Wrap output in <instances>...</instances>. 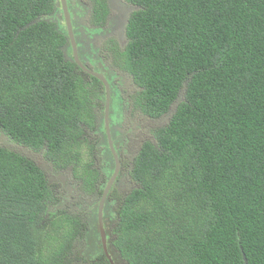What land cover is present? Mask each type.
Here are the masks:
<instances>
[{
  "label": "trees",
  "instance_id": "obj_1",
  "mask_svg": "<svg viewBox=\"0 0 264 264\" xmlns=\"http://www.w3.org/2000/svg\"><path fill=\"white\" fill-rule=\"evenodd\" d=\"M126 1L119 61L144 112L168 120L135 159L115 252L126 264H264V0ZM53 4L0 0V264H73L79 222L48 211L49 178L26 152L79 177L93 158L79 141L86 74L42 19Z\"/></svg>",
  "mask_w": 264,
  "mask_h": 264
},
{
  "label": "flooded vegetation",
  "instance_id": "obj_2",
  "mask_svg": "<svg viewBox=\"0 0 264 264\" xmlns=\"http://www.w3.org/2000/svg\"><path fill=\"white\" fill-rule=\"evenodd\" d=\"M123 2L125 7L132 8L129 16L134 6L126 0L115 4L112 0H54L50 12L42 17L46 22L53 23L57 32L63 35L64 44L61 50L64 58L74 62L86 74L82 82L86 87L90 118L86 123H80L79 138L85 140L83 143L90 144L94 161L92 162L98 166L94 173L87 170L84 176L79 177L73 173L74 167L55 165L45 157L43 150H26L30 155L27 156L34 161L36 157H40L46 163L44 173L49 178L47 179L50 186L53 181L58 183V190H52L55 198L52 204L48 205V211L54 214L53 211L57 209L61 211L59 214L70 217L64 214V209H68L66 212L73 216L72 219H75V213L82 215L81 219L84 218L81 226L75 224V232L72 233L75 237L67 249L73 264L82 260L81 251H77L75 242L81 237L84 239L83 231L95 232L98 246L101 245L100 254L92 259L94 261H89L90 264H126L119 253L115 252L113 245L119 210L126 195L137 185L132 178V170L141 145L144 141L151 140L154 130L166 124L168 120L166 113L153 116L144 112L140 98L143 87L134 81L133 76L119 61L120 52L118 53L116 48L122 47V51L127 40L124 26L117 32L108 24L110 15L116 12L113 7H120ZM67 20L75 39L74 51L79 62L86 69L100 75L106 84L99 77L83 70L75 61L73 47L69 42ZM80 27L84 28L92 41L81 34ZM89 44H93L95 54L91 53ZM113 55H118L114 57L117 62H114ZM95 183L98 186L95 193L100 194L96 199L92 198V195H85L81 190L76 192L79 186L88 190L91 184Z\"/></svg>",
  "mask_w": 264,
  "mask_h": 264
},
{
  "label": "rangeland",
  "instance_id": "obj_3",
  "mask_svg": "<svg viewBox=\"0 0 264 264\" xmlns=\"http://www.w3.org/2000/svg\"><path fill=\"white\" fill-rule=\"evenodd\" d=\"M112 2L115 4L116 2H122V0H112ZM113 9L116 12L113 15H110V20H109V24L108 25L110 27L114 28L113 31H117L118 32V29H121L124 26L126 17L128 16V13H129V11L132 8L130 6H129V8L125 7L124 2H123V3L120 4V7H117V5H115L113 7ZM80 29H81V34L87 36L89 38V40L92 41V39L88 35H86V32H85L84 28L80 27ZM66 41H68V40L66 39ZM81 46L84 48L83 42H81ZM89 48L91 49V53H93V54L96 53V49L94 48L93 44H89ZM121 48L122 47H117L116 48L118 53L119 52L121 53ZM67 53H69V49H67ZM114 57H118V55H113L114 62H117L114 59ZM84 95L86 97V92L84 93ZM91 140H93V139H91ZM79 141L81 143V142H84L85 140H83L81 138ZM4 142H8V139H6V138H4V136L0 135V143H4ZM90 147L91 146H90V144L88 142H85L82 145V148H83L85 153ZM20 150H21V148H20ZM35 160L37 161V163L40 165L41 168H44L42 170L46 171V168H47L46 163H44L43 160L40 157H36ZM92 161H93V158L91 160V165L90 164L85 165L86 167H85L84 170H86V171L88 170V171H91L92 173H94L98 166L93 164L94 161L93 162ZM95 185H96V183H95ZM95 185L91 184V188L88 189V190L83 189L81 186H79V189H76V192L78 193L79 190H81V191H83L85 193V195H87V196L92 195V198L96 199V198H98L100 196V194L99 193H95V190L97 192V187H98L97 185L95 187ZM51 188H52L53 191H57L58 190V183H56L55 181L51 182ZM67 210L68 209H64V214L65 215H69L71 218H73V216L71 214H68L66 212ZM53 212H54V214H59L61 211L56 209V211H53ZM75 216L76 217H74V218L78 220V222L80 224L79 226H81V223L83 222L84 218L81 219L80 216H82V215L78 216L77 213H75ZM117 231H118V228H117V225H115V232L117 233ZM82 236H85L84 239L81 237V238H79L80 240L75 242V245H77V251H81V257H82V260L80 261V263H77V264H90L89 261L90 262L94 261L92 259H94L97 255L100 254L99 250H100V246L101 245L98 246V238L96 236V233L93 232V231H91L89 233H85V231H83V235ZM107 247H109V246L107 245ZM79 249H82V250H79ZM118 259H120V258H118Z\"/></svg>",
  "mask_w": 264,
  "mask_h": 264
},
{
  "label": "water",
  "instance_id": "obj_4",
  "mask_svg": "<svg viewBox=\"0 0 264 264\" xmlns=\"http://www.w3.org/2000/svg\"><path fill=\"white\" fill-rule=\"evenodd\" d=\"M39 19H40V17H37V18L34 19V20H39ZM67 31H68V36H69V42H71L72 47H73V56H74L75 61L78 63V65H79L83 70L87 71V72L90 73V74L92 73V74H94L95 76L99 77V78L103 81V83L106 84V81H105L100 75H97V74L93 73L91 70L86 69V68H85V67L79 62V60H78V58H77V55H76V53H75V51H74V42H75L74 40H75V39H74V37L72 36L71 25H70V22H69L68 20H67ZM181 96H182V94L179 92L176 101L173 102V106H174V104H176L178 101H180ZM100 215H101V214L99 213V216H100ZM99 222L101 223L100 218H99ZM102 235H103V232H102Z\"/></svg>",
  "mask_w": 264,
  "mask_h": 264
},
{
  "label": "clouds",
  "instance_id": "obj_5",
  "mask_svg": "<svg viewBox=\"0 0 264 264\" xmlns=\"http://www.w3.org/2000/svg\"><path fill=\"white\" fill-rule=\"evenodd\" d=\"M43 17V16H42Z\"/></svg>",
  "mask_w": 264,
  "mask_h": 264
}]
</instances>
